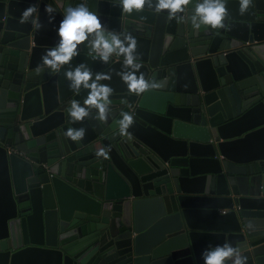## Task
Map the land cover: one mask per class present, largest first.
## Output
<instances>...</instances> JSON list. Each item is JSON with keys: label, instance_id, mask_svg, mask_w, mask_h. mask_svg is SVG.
Wrapping results in <instances>:
<instances>
[{"label": "water", "instance_id": "water-1", "mask_svg": "<svg viewBox=\"0 0 264 264\" xmlns=\"http://www.w3.org/2000/svg\"><path fill=\"white\" fill-rule=\"evenodd\" d=\"M79 2L0 0V264H204L225 242L264 264V0L243 14L228 0L225 27L198 31L194 4L170 17L87 0L106 29L135 37L139 71L160 83L139 96L116 75L122 55L103 63L80 45L59 71L42 64ZM80 63L112 76L105 121L68 115L88 94L65 78Z\"/></svg>", "mask_w": 264, "mask_h": 264}, {"label": "clouds", "instance_id": "clouds-1", "mask_svg": "<svg viewBox=\"0 0 264 264\" xmlns=\"http://www.w3.org/2000/svg\"><path fill=\"white\" fill-rule=\"evenodd\" d=\"M156 12L167 11L170 17L177 13H184L186 8L194 4L191 9L190 22L194 30L201 27L219 29L225 27L228 15V0H117V5L123 13L142 11L145 6L152 7ZM241 14L246 12L252 0H238ZM37 7L35 5L26 8L21 18L29 20ZM51 19L55 11L51 6L47 9ZM42 27V25H37ZM58 42L55 46L48 47L41 57L42 64L51 71H59L63 66L70 64L74 57L80 54V45H84L94 53L101 62L108 63L113 56H123L122 70L117 72L120 80L127 86L129 92L137 96L142 95L149 89L159 88L161 85L155 79L149 81L140 72L141 63L136 54V39L132 34L122 35L119 32L106 29L97 12L91 11L87 6V0L69 5L65 8L63 19L57 29ZM86 42V43H85ZM65 78L69 81L71 89L79 92L81 88L88 90L86 98L81 103L72 100L68 107V115L73 122L87 121L91 110L95 109L93 119L105 121L111 111L113 88L110 84L102 81H110V73L98 72L93 74L92 70L84 63L65 72ZM134 123V115L131 112H122L118 121L121 133L127 134L128 129ZM86 133L84 127H69L65 136L71 141H81ZM100 157H107L108 152L101 147L96 153ZM204 264H247V256L242 250L229 242L209 247L202 252Z\"/></svg>", "mask_w": 264, "mask_h": 264}, {"label": "crops", "instance_id": "crops-1", "mask_svg": "<svg viewBox=\"0 0 264 264\" xmlns=\"http://www.w3.org/2000/svg\"><path fill=\"white\" fill-rule=\"evenodd\" d=\"M48 36H50V35H48ZM118 179H120V182L117 181V182H114L112 184V188H113L114 194H116L117 193L116 191H119L122 188V184L123 183H124V186L127 187V185L125 184V182H121L122 180H121V178H119V176H118Z\"/></svg>", "mask_w": 264, "mask_h": 264}]
</instances>
